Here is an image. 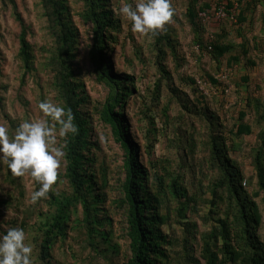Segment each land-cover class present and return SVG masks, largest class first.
Returning <instances> with one entry per match:
<instances>
[{
    "label": "rangeland",
    "instance_id": "374dc122",
    "mask_svg": "<svg viewBox=\"0 0 264 264\" xmlns=\"http://www.w3.org/2000/svg\"><path fill=\"white\" fill-rule=\"evenodd\" d=\"M189 1L170 0L174 16L166 28L173 29L178 54L175 60L171 56L166 57L164 68L167 77L161 82L157 93L156 82L161 78L156 67L153 40L134 34L130 22L118 14L120 0H109L119 29L113 34L115 39L110 45L113 50L108 55V62L113 67V73L129 75L134 80L135 91L127 101L125 114L128 116L134 142L138 146V159L150 173L164 174L166 183L169 179L165 172L156 165L148 164L149 156L173 176L182 171L187 195L191 201H195H189L183 218H179L181 212L173 200L161 209L162 214L169 215L167 224L160 227L171 241V245L167 247L169 264H204L200 259V236L212 227V221L208 217L209 206L205 204L209 198L206 188L212 172L204 162L203 148L208 137L207 128L212 121H208L210 117L218 119L215 124L220 125L218 130L223 131L228 139V131L238 124L239 112L246 114L242 122L251 125L252 134L244 138L239 150L229 155L243 176V188L248 194L257 190L251 154L259 128L254 125V117L245 105L249 96L264 99V0L255 2L252 15H247L248 23L241 26L235 22L236 9L231 11L230 15L234 13L233 17L225 14L224 17L217 18L215 15L217 6L226 5L227 0H198L199 6H209L205 11L207 16L204 21L201 18L199 20L204 29L203 41L211 42L215 35H220L221 43L237 45L243 42L242 37L245 38L247 56L255 61V66L250 69L246 68L243 61L221 67L212 60L208 52L198 49L184 15ZM64 3L78 40L72 69L75 78L82 83L87 97L84 112L90 119L91 141L96 143V148L93 149L97 158L96 165L102 163L108 171V189L102 206L105 211L102 214L108 216L111 222V241L117 252L104 256L99 251L94 253L92 249L85 247L86 243H73L67 239L62 246L60 242L55 243L50 254L53 261L61 264H126L130 255L129 241L125 236V208L115 203L121 197L117 186L118 180L123 178L121 167L124 155L113 139L110 128L102 123L98 115L108 88L98 82L90 57L91 25L81 19L80 0H64ZM41 10L40 0H0V125L6 126L10 135L20 123L42 118L43 114L38 108L40 102L49 100L60 105L52 88V74L45 68L54 47ZM15 13L25 24L27 39L33 48L34 70L29 75L23 74L16 58L20 25ZM232 52L230 54L235 55V50ZM228 57L229 54H226L224 61ZM171 89L177 90L179 97ZM188 136H192L198 143L192 156H185L182 151L184 138ZM179 141L183 142L181 147ZM64 168L63 158L58 170V181L53 186L54 192L67 188L62 177ZM153 174L150 175L151 178ZM38 190L39 184L29 175L14 177L7 166H0V235L6 234L9 228H23L35 248L34 264H40L36 247L38 219L46 217L50 210L46 205L49 198L41 199L35 205L30 203L32 193ZM254 201L262 215L259 235L264 237L261 196L254 198ZM80 212L78 210L77 215ZM193 224L194 229L191 227ZM68 233L70 236L76 235L71 229ZM68 242L72 249L68 248Z\"/></svg>",
    "mask_w": 264,
    "mask_h": 264
},
{
    "label": "trees",
    "instance_id": "16d2710c",
    "mask_svg": "<svg viewBox=\"0 0 264 264\" xmlns=\"http://www.w3.org/2000/svg\"><path fill=\"white\" fill-rule=\"evenodd\" d=\"M256 1L227 0L226 9H232L235 3V22L239 26L246 25L247 15H252ZM80 2L81 19L91 25L90 57L94 63V71L98 82L108 88L98 115L102 123L110 128L113 139L124 155L121 167L123 178L118 180L117 186L121 197L115 203L125 208V236L129 241L130 255L126 264H169L167 247L171 245V241L160 229L167 224L169 215L162 214L161 209L173 200L181 212L179 218H183V212L188 210L191 198L183 185V173L181 171V174L173 176L149 156L148 164L156 165L165 172L169 179L166 183L164 174L150 173L138 159V146L134 142L128 116L125 114L127 101L135 91L134 80L132 76L113 73V67L108 62V55L113 50L110 45L115 39L113 34L119 29L118 20L110 9L109 0ZM40 6L54 47L45 68L52 74V88L56 99L60 106L71 110L79 132L63 141L66 147L62 177L67 188L49 193L46 205L50 210L46 217L38 219V241H35L38 260L40 264H61L53 261L50 251L55 243L60 242L62 246L67 239L73 243H86L85 247L92 249L94 253L99 251L104 256L108 253L113 255L117 248L111 241L112 225L108 216L102 214L105 211L102 206L108 189V171L102 163L96 165L97 158L93 153L96 143L91 141L90 119L84 112L87 97L82 83L75 78L72 69V60L78 46L76 30L69 20L64 0H40ZM208 9L207 4L199 6L198 0H190L184 13L198 49L208 52L212 60L221 67L242 61L246 68L254 67L255 61L247 56L245 38L242 37L243 42L237 45L221 43L220 35H215L211 42L203 41L204 29L199 24L197 14ZM15 17L20 25L16 58L23 74L29 75L34 70L33 48L27 39L25 24L17 13ZM152 40L156 67L161 78L156 82L158 93L161 82L167 77L164 68L166 57L171 56L174 60L177 58V38L173 35V29L166 28ZM234 50L235 55L230 54ZM226 54L229 57L224 61ZM172 90L177 95V90ZM245 108L251 111L254 125L259 128L251 154L257 188L252 194H248L243 188V176L229 155L239 150L244 138L252 134L251 125L242 122L246 114L239 112L238 124L228 131V139L223 131L218 130L220 125L215 124L218 121L216 117L212 116L208 120L212 121L207 128L208 137L203 148L204 162L212 172V177L206 188L209 198L205 204L209 206L208 217L212 221V227L200 236V259L204 264H264V237L258 231L262 215L254 201V198L261 196L264 208V99L249 96ZM181 143L183 142L179 141L180 147ZM197 147L198 143L192 136L184 138L182 151L185 156L194 155ZM151 174L154 175L153 178ZM191 202L195 203L194 200ZM78 210L81 211L79 215ZM191 227L194 229L195 225ZM70 229L76 233L75 236L69 235ZM67 244L72 249L70 243Z\"/></svg>",
    "mask_w": 264,
    "mask_h": 264
},
{
    "label": "clouds",
    "instance_id": "9594fccd",
    "mask_svg": "<svg viewBox=\"0 0 264 264\" xmlns=\"http://www.w3.org/2000/svg\"><path fill=\"white\" fill-rule=\"evenodd\" d=\"M120 17L130 22L131 31L151 40L172 22L174 9L170 0H120ZM38 108L42 118L20 123L10 135L0 125V166H7L14 177L29 175L39 190L30 203L48 199L58 181L65 155L66 141L79 132L70 109L44 100ZM35 248L23 228H9L0 235V264H34Z\"/></svg>",
    "mask_w": 264,
    "mask_h": 264
},
{
    "label": "built area",
    "instance_id": "2783aa9c",
    "mask_svg": "<svg viewBox=\"0 0 264 264\" xmlns=\"http://www.w3.org/2000/svg\"><path fill=\"white\" fill-rule=\"evenodd\" d=\"M235 10V3H234V6H233V8L232 9H230V10H228L227 11V9H226V5H219V6H217V8H216V13H215V15L217 16V18H222V17H224L225 16V14L226 15H228V13H229V15L231 14V11H234ZM205 11H207V10H205ZM205 11H203V12H200L198 15H199V18H201L203 21H204V17H206L207 15V12H205ZM234 14V13H233ZM233 14L232 15H230V16H232L233 17Z\"/></svg>",
    "mask_w": 264,
    "mask_h": 264
}]
</instances>
